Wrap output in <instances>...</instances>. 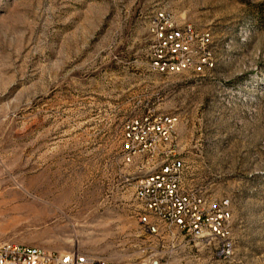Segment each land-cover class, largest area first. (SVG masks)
Listing matches in <instances>:
<instances>
[{"label":"rangeland","instance_id":"1","mask_svg":"<svg viewBox=\"0 0 264 264\" xmlns=\"http://www.w3.org/2000/svg\"><path fill=\"white\" fill-rule=\"evenodd\" d=\"M157 12L211 33V72L150 69ZM148 113L176 120L181 186L229 213L228 258L139 225L135 183L162 156L133 155L124 128ZM0 242L116 264H264V0H0Z\"/></svg>","mask_w":264,"mask_h":264},{"label":"built area","instance_id":"2","mask_svg":"<svg viewBox=\"0 0 264 264\" xmlns=\"http://www.w3.org/2000/svg\"><path fill=\"white\" fill-rule=\"evenodd\" d=\"M148 63L159 75L190 73L204 77L216 65L214 43L209 31L198 32L173 15L157 12L150 22ZM175 118L148 113L128 123L124 139L134 144L133 155L147 157V163L162 156L158 169L135 183L134 200L139 225L170 248L200 245L208 255L228 258L229 213L224 208H206L203 199L181 186L182 160L170 148ZM226 206V205H223ZM164 257L151 255L143 264H162ZM0 264H116L79 252L55 253L0 242Z\"/></svg>","mask_w":264,"mask_h":264}]
</instances>
